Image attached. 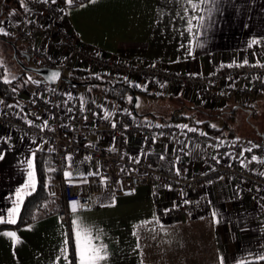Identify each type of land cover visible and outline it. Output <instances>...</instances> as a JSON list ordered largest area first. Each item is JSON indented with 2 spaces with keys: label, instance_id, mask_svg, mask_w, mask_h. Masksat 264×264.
I'll list each match as a JSON object with an SVG mask.
<instances>
[{
  "label": "crops",
  "instance_id": "obj_1",
  "mask_svg": "<svg viewBox=\"0 0 264 264\" xmlns=\"http://www.w3.org/2000/svg\"><path fill=\"white\" fill-rule=\"evenodd\" d=\"M31 1L23 0L25 7H20L26 9ZM185 7L182 0H95L94 3L88 0L69 7L65 20L80 39L107 56L152 61L178 71L212 73L223 65L264 60V0H209L198 13L204 16L205 23L195 35L186 31V20L181 18ZM17 13L13 9L5 16L0 29L13 34L10 21ZM193 14L190 10L189 15ZM253 40L259 43L252 44ZM38 41L42 44L43 40L38 38ZM13 44L15 48L17 45L22 48V54H19L22 70H25L23 65H33L27 57L30 56L27 43L18 38ZM190 47L191 55L188 54ZM29 76L31 80L19 91L15 101L6 104L0 97V104L26 105L31 97L33 80L37 78L31 71ZM143 89L147 92L139 93L137 99L139 95L145 96L143 103L153 101L156 106L140 109L135 101L132 110L141 119L164 120L167 113L174 111L191 113L190 104L211 112L219 111L209 118L222 126L226 119L233 117L230 118L233 122L234 117L252 115V111L257 112L253 115L260 116L259 108L264 106V95L261 94L247 101L232 97L227 106L221 107L200 99L196 91L186 88L175 94ZM118 103L111 100L110 105ZM243 121L240 118L237 123L242 125ZM228 135L231 134L221 137ZM260 138L264 142V133ZM141 142V137L133 139L132 154L139 153ZM41 150L33 137L0 124V153L3 154L0 159V214L5 217L16 189L27 180L26 161L32 158L33 152L37 187L36 156ZM179 151L180 141L159 138L149 159L156 166L167 169L179 158ZM203 153V148L195 144L189 146L186 152L188 176L205 169ZM237 156L241 157V154ZM244 163L264 172V158L261 161L245 159ZM100 168L96 162L85 160L72 163L65 171L72 172V179L79 180L97 176ZM126 168L121 165L118 173L125 172ZM185 198L200 205L197 213L171 220L157 218L158 207L175 206ZM213 211L217 213L218 223L213 222ZM74 215L94 230H103L98 243L107 244L110 255L101 264H141V261L143 264H220L221 256L225 264H237L241 259L264 264V261H255L257 255L264 254V189L228 175L191 189L186 195L158 185L138 186L131 195L105 193L94 208L72 213L68 220L61 219L58 210L41 214L20 227L1 229L0 264H56L65 234L69 240L70 259H73L71 230ZM146 221L148 223L144 224ZM8 231L17 233L19 243L14 245L12 239L3 234ZM59 264H65L63 259Z\"/></svg>",
  "mask_w": 264,
  "mask_h": 264
},
{
  "label": "built area",
  "instance_id": "obj_2",
  "mask_svg": "<svg viewBox=\"0 0 264 264\" xmlns=\"http://www.w3.org/2000/svg\"><path fill=\"white\" fill-rule=\"evenodd\" d=\"M20 8H15L18 13L10 21L11 31L27 43L36 66L60 68L64 75L73 68L106 73L167 94L186 88L196 91L200 99L221 107L227 106L232 97L247 101L254 95H264V60L237 62L220 66L212 73H199L178 71L147 60L110 57L74 33L65 20L68 6L60 1L32 0L26 9ZM38 38L43 40L42 44ZM33 81L26 105L0 104V124L33 137L47 152L52 167L62 172L49 181L47 189L51 197L62 199L59 215L63 220L72 214L70 202L73 200L94 208L105 193L131 195L141 185L166 186L186 195L191 189L228 175L264 189V172L244 163L245 159L253 160V156L257 158L255 161L264 158L263 142L236 135L210 137L201 125L184 121L141 119L129 106L122 103L111 106L112 99L94 93L89 87L81 89L63 80L49 83L43 77ZM106 113L111 115L106 117ZM180 125L196 131L189 132ZM137 136L142 142L135 155L131 153V144ZM159 138L180 141L179 158L167 169L149 159ZM191 144L204 149L205 169L188 176L186 152ZM85 160L96 162L101 167L100 173L88 178L87 183H82L84 179H72L70 183L64 176L65 170L72 163ZM123 164L127 167L125 172L118 173ZM199 207L185 198L175 206L158 207L157 218L171 220L190 216Z\"/></svg>",
  "mask_w": 264,
  "mask_h": 264
},
{
  "label": "trees",
  "instance_id": "obj_3",
  "mask_svg": "<svg viewBox=\"0 0 264 264\" xmlns=\"http://www.w3.org/2000/svg\"><path fill=\"white\" fill-rule=\"evenodd\" d=\"M62 4L71 6L79 5L88 0H74L69 5L66 0H58ZM21 6V0H0V24L5 16L10 14L13 9ZM0 38L6 39L12 43H17L18 38L14 34L4 35L0 33ZM18 54H22V48L17 45ZM34 65V64H33ZM29 70H22L16 77L9 79L10 82H4V77L7 76L6 65L0 60V97L7 104L17 99L19 91L29 82ZM35 77H41L39 74L32 72ZM66 79L64 82L75 83L79 87H89L94 93L102 96H107L110 99L119 103L125 104L130 108L135 107V101L139 93H146L147 91L141 87H136V83L130 80L116 78L106 73H93L89 70L82 68L69 69L65 73ZM131 98V99H130ZM192 108L191 113L187 112H171L170 118L164 120L185 121L190 124H197L204 127L210 137L222 136L226 134L237 135L238 125L231 122L230 117L226 119V123L222 126L216 125L211 121L209 116L219 114V111H207L198 105H188ZM256 114V111H252ZM252 113V115H253ZM200 121V123H197ZM239 124V123H238ZM215 125V127H212ZM241 126V124H239ZM243 125V124H242ZM258 136L255 139L262 142L260 136L263 134L261 131L257 132ZM253 136H250L252 138ZM259 137V138H258ZM254 138V137H253ZM264 143V142H263ZM36 168L38 174V184L34 191L27 194L19 217L15 224H0V230L4 228H16L23 226L35 219L41 214H49L58 211L63 201L60 197H51L48 193V183L51 179L61 175L62 172L52 167L47 158V152L41 150L37 152ZM74 260V253L72 256Z\"/></svg>",
  "mask_w": 264,
  "mask_h": 264
},
{
  "label": "snow or ice",
  "instance_id": "obj_4",
  "mask_svg": "<svg viewBox=\"0 0 264 264\" xmlns=\"http://www.w3.org/2000/svg\"><path fill=\"white\" fill-rule=\"evenodd\" d=\"M55 2V0H53ZM74 2V0H66V3L71 5ZM90 2H95V0H90ZM182 2L187 5L183 9L184 16L181 17L182 19L186 20L187 28L186 31L188 33H193L194 35L199 32V29L204 26L205 18L203 15H199L203 9L202 6L209 3V0H182ZM21 7H25L23 0H21ZM191 10L193 15H189V11ZM179 15V13H178ZM195 22V23H194ZM194 29L196 30V33H194ZM0 33H3L4 35H7L8 33L4 32L3 29H0ZM191 43V42H190ZM252 44L259 43L256 40H253L251 42ZM183 46V45H182ZM196 46H200L197 44ZM251 46V45H250ZM188 54H192V48L190 47L188 49ZM245 64H247V60L244 61ZM264 66V65H262ZM59 76V73L53 72L51 76L49 77L52 80H55ZM31 80V77L28 78ZM4 82L8 83L10 82L7 78V76L4 77ZM35 83V81H33ZM136 87H141L140 85H136ZM146 88V86H144ZM131 99V98H130ZM111 115L110 113H106L105 116ZM28 123L31 125V121H28ZM197 123H200V121H197ZM43 127H47V122L45 121ZM115 127V125H113ZM159 127V125H157ZM178 127L187 129L189 132H195L196 129L189 128L187 125H180ZM212 127H215V125H212ZM43 130V128L41 129ZM201 135H206V133H201ZM245 151H251V149H245ZM3 158V154L0 153V159ZM67 159H71V157H68ZM253 160H256L257 158L255 156L252 157ZM35 152L32 153V158L28 159L26 161L28 165V172H27V180L25 183L16 189L14 193V200L12 202V206L8 208L7 216L5 217L3 214H0V224H15L17 222V217L20 213V207L23 203L24 196L27 194H30L31 191H34L36 188V173H35ZM138 162V161H137ZM180 174V170L177 169V175ZM88 175H96V173H89ZM264 175V174H262ZM64 176L66 179L69 180L71 183L73 173L69 171L64 172ZM102 183L104 180L102 179ZM82 183H87V179H84ZM187 203V201H186ZM115 205V198L112 199V206ZM70 208L73 214L77 213L79 210H87L88 206L86 204H82L79 200H73L70 202ZM217 213L215 211L212 212V218L214 223H218L217 220ZM144 224H147L148 222H143ZM102 229L100 230H94L92 227L84 224L78 216L73 217L72 219V241L74 244V260L70 259V252H69V240L67 234H65V240L63 243L62 248L60 249V255L56 258V264H59V261L63 259L65 264H101V262H106L109 258V251H108V245L104 244L101 241V234ZM5 236L12 239L13 244L19 243V238L17 237V233L14 231H8L3 233ZM134 235L136 233H133ZM139 247V245H138ZM251 255V254H250ZM220 264H225V259L223 256L219 258ZM255 261H264V254L257 255L255 257ZM141 264H143V261H141ZM237 264H253L252 260H245L241 259L237 261Z\"/></svg>",
  "mask_w": 264,
  "mask_h": 264
},
{
  "label": "rangeland",
  "instance_id": "obj_5",
  "mask_svg": "<svg viewBox=\"0 0 264 264\" xmlns=\"http://www.w3.org/2000/svg\"><path fill=\"white\" fill-rule=\"evenodd\" d=\"M18 42V40H17ZM20 54V53H19ZM16 51L15 44L3 42L0 39V60L6 65L7 77H15L22 72L21 68V56ZM25 62L26 58L24 57ZM33 64V63H32ZM140 99V100H139ZM145 96L139 95V98L136 100L138 102V108L142 107H153L156 106V102H144ZM260 116L249 115L248 113L244 116L239 115L234 117L233 123L238 125V133L241 138H250V136L257 137L259 131L264 133V106L259 108ZM170 113H167L163 118H170ZM243 118V125L237 123L238 119Z\"/></svg>",
  "mask_w": 264,
  "mask_h": 264
},
{
  "label": "water",
  "instance_id": "obj_6",
  "mask_svg": "<svg viewBox=\"0 0 264 264\" xmlns=\"http://www.w3.org/2000/svg\"><path fill=\"white\" fill-rule=\"evenodd\" d=\"M27 57L28 59L30 58L29 55H27ZM23 67L29 71L39 74L49 83H55L59 80L66 79V76L62 73V70L60 68H51L47 66H36V65H23ZM53 72L59 73V76L55 80L49 78Z\"/></svg>",
  "mask_w": 264,
  "mask_h": 264
}]
</instances>
